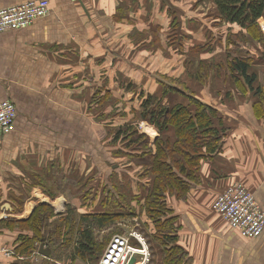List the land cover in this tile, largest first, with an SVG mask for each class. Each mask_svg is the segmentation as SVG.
<instances>
[{
  "label": "crops",
  "instance_id": "obj_1",
  "mask_svg": "<svg viewBox=\"0 0 264 264\" xmlns=\"http://www.w3.org/2000/svg\"><path fill=\"white\" fill-rule=\"evenodd\" d=\"M26 1L30 0H0V8ZM49 1L52 8L47 16L0 34V101L10 100L17 107L16 129L0 139V223L25 220L38 205L54 203L47 188L62 194L59 181L71 167L75 172L92 171L87 186L90 181L94 186L104 125L93 113L111 108L109 97L130 108L134 97L131 92L126 95L127 82L161 97L163 104L187 105L189 100L182 94L164 93L162 83L170 82L166 78L181 79L218 109L215 122L224 129V144L219 153L201 163L198 180L184 198H169L178 244L191 258L189 264H264V232L257 238L243 237L213 207L220 192L242 183L255 193L264 210V105L254 91L234 87L225 70L224 90L207 88L192 70L195 54L189 55V48L203 43L194 39L202 37L205 25L214 20V0ZM202 4H210V10ZM169 10L181 13L188 39L166 42L168 27L175 32ZM259 22L264 25V17ZM223 23L227 29L229 23ZM236 45V51L224 45V65L232 52L251 55L249 71L257 75L254 86L264 84L263 44L252 39ZM109 64L116 71H102ZM101 94L105 99L101 100ZM145 123L155 129L154 135L143 130ZM140 126L151 137L155 151L158 128L148 121H140ZM78 188L87 190L82 185ZM10 259L19 261L10 257L4 263Z\"/></svg>",
  "mask_w": 264,
  "mask_h": 264
},
{
  "label": "trees",
  "instance_id": "obj_2",
  "mask_svg": "<svg viewBox=\"0 0 264 264\" xmlns=\"http://www.w3.org/2000/svg\"><path fill=\"white\" fill-rule=\"evenodd\" d=\"M214 2L217 13H215L214 20L209 24L210 27L216 28L218 25L220 27L223 22H227L229 23V31L224 32V37L219 35V37H212L210 35L206 43L194 44L193 47L189 48V55H197L206 51L214 52L216 48H224L225 44L232 46H227L231 48L230 50L236 51L238 49L236 42L246 43L252 39L264 46V31L259 22L264 17V0H214ZM169 11L171 12V10ZM181 16L180 12L178 14V11H174L171 26L174 28L176 25L182 27ZM198 19L197 23H200ZM181 37L188 39L187 34H182V29L179 30L177 36L173 32L169 42H175L177 38L181 40ZM253 60L254 57L251 55L246 57L230 55L227 66L207 65V61L202 60L197 78L204 84L210 78L212 71L218 72L220 68H223L230 73L228 79L234 87L246 92L248 90L249 92L254 91V95L259 98L258 102L264 105V84L258 87L254 86L257 75L249 71ZM172 81L176 84L181 82L180 79H173ZM127 83L128 87L132 88L133 82ZM162 84L165 94L171 91L178 92L188 98L189 103L187 105L181 103L166 105L163 104L161 97L140 88L142 91L140 90L139 95L142 102L138 114L142 120L156 126L159 131V136L155 140V151L150 145L149 136L142 132L139 133L138 128L133 124L110 128V137L115 144L127 140L126 145H123V149L127 152L117 151L115 154L125 156L124 158L127 157L130 161L134 158H150V161L145 163L132 161L136 171L140 172L137 179L145 185L146 195L139 203L140 208L151 221L148 225L152 229L153 239L157 244L164 246V248L162 247L163 264H189L191 258L178 244L175 210L170 206L169 198L173 195L184 198L192 189L198 180L197 171L200 169L201 163L222 150L224 129H221L215 122L219 113L218 109L198 98L192 90L187 88L185 83L184 85L177 84L182 87L169 85L165 81ZM133 92L136 94V88ZM102 97L104 96L101 94V100L105 99ZM256 110L259 108L256 107ZM116 174V172L113 173L112 183L117 180ZM84 186H87V182ZM92 192L94 193L95 190L92 189ZM98 198L99 196L92 195L94 203ZM101 206L104 208L102 212L94 211L82 214H77L70 208L64 215L60 213L61 219L57 222L52 220L56 217L53 208L49 204H40L29 218L21 221H3L1 224L18 222L29 225V230L33 232V236L21 237L19 235L18 240L20 242L17 240L15 242L14 250L20 255L30 256L37 250L35 242L39 240L42 244L52 246L50 256H43L49 260L53 257V251L56 248L53 241L58 240L60 233L66 232L74 236L73 242H71V238L69 239V243L73 244V249L71 256L67 258L95 261L102 256L110 236V234L107 235L106 241H103L97 237V231L105 228L117 231V220L128 217L117 211V208L120 207L119 197L113 192L109 194L108 199L101 201Z\"/></svg>",
  "mask_w": 264,
  "mask_h": 264
},
{
  "label": "rangeland",
  "instance_id": "obj_3",
  "mask_svg": "<svg viewBox=\"0 0 264 264\" xmlns=\"http://www.w3.org/2000/svg\"><path fill=\"white\" fill-rule=\"evenodd\" d=\"M203 1L204 0H200V2H203ZM134 3H136V0H133V4ZM202 5L204 6L206 11L210 10V7H211L210 4H202ZM213 16L214 15H208V17H210V21L213 20ZM132 17L133 18L136 17L135 11L133 12ZM198 20L199 22L201 21L200 19ZM261 27L264 31L263 24L261 25ZM143 28H144V25H140V29H143ZM174 29H175L176 36L177 34H179L180 29H182V34H187L186 32H188L181 26H177V25L175 26ZM235 29L237 30V27ZM235 29H232V30H235ZM226 31H229V29L228 28L226 29V27L224 26V23H222L220 27L218 25V27L216 28L210 27V25H208L204 28V35L200 38H195L194 40L196 41L195 43H198V42L206 43L210 35L212 37H217L218 35L220 37L222 36L224 37V32ZM172 34L173 32L170 31V28L168 27L167 32H166V38H165L168 44L171 43L169 42V40L172 37ZM200 54H202L203 57H200L198 56L199 54H197L194 56L193 61L191 63L193 64L192 70L196 71V74H198L199 68H201L200 62H202V60H206L207 65H213L214 63H217L218 65H222V66L224 65V48H222V50H220L218 54H216V52L212 54L207 51L202 52ZM231 54L234 55L235 52H232ZM103 70H108L112 72L116 71L115 66L113 64H109L106 68L102 67V71ZM169 81H170L168 82L169 85L174 83L172 80H169ZM165 82L167 83V81ZM132 84H133L132 88L128 87V83H126L125 85V87L127 88L126 95L132 93V96L134 97L133 104L132 106H130V108H127V106H121L120 102L116 103L118 99L115 100L112 97H109L108 101L111 103L110 105L112 106L111 108H106V111L104 109H101L100 111L95 110L94 113L92 111H89L91 115L92 113L94 114L95 120L99 121L102 125H104V127H102L101 148H100L101 151H100V156L98 157V160L100 163V172L98 176V181L95 179L94 186L92 185V181H90V183H88V186H86L87 187L86 188L84 185L87 181L92 179V171L89 172V170L87 171V168H86L83 172H80V171L75 172V169L71 167L68 172L67 177H65L64 175L60 178L59 186L64 191L62 194H58V190L55 192L54 190L47 188L48 193L51 194L52 197H54L53 199L55 202L61 199V202L60 201H58L57 203L54 202L50 204L49 206L53 208L54 213L56 215V217L53 218L52 220L59 222L61 219L60 213L64 215L70 208L73 209L77 214L89 213V212H94V211H97V212L104 211V208L101 206V201L108 199L109 194L113 192L116 196L119 197L120 207L117 208V211L122 212L128 217H123L117 220L116 222V226L118 229L117 231H114L115 229H109V228H105L100 231H97L96 233L97 237H99L103 241H106V237H108L107 235L110 234L109 239L107 241L108 244H106L107 246L105 247V250L108 247L109 242L112 240L111 238L115 234L132 233V234L139 236L140 238L142 237L143 239H145L148 245L149 251L151 252V257H150V261L147 264H161V262L163 261V256H164V254L162 253V247L164 248V246L157 244L155 240L153 239L152 229L148 225L151 223V221L148 220L147 215L140 208L139 203L145 198L144 196L146 195L145 185L141 184L139 179H137V176L139 175L140 172L136 171L135 165H132L134 164L132 163V161L133 162L136 161L139 163H145V162H149L150 158L148 157H145L143 159L134 158L130 161L127 157L124 158L125 156H120L119 154H115V152L117 151L121 153L127 152L123 149L124 148L123 145H126L127 140L119 144H115L109 140L110 128H113V127H110V125H114V128L118 127V124L122 120L126 121L124 122V125L133 124V126H136L138 128L139 133L142 132L140 121L141 122L146 121V120H142L141 116H139L138 114L140 111L139 106L141 107L140 104L142 102V99L139 95L142 87H139V85L135 84L134 82ZM177 84L184 85V81L181 80V82L179 81L177 82ZM185 85L187 86L186 83ZM204 85H206L207 88H211V90H215L217 88H222V90H224V69L220 68L218 72L217 71L213 72L210 78L208 79V81L204 83ZM177 87H182V86L177 85ZM135 88H136V94H134L133 92ZM187 88H189L190 90L192 89L188 86ZM126 95H123V96H126ZM103 96L105 97L106 95H103ZM171 102L172 101H170V103ZM121 108L123 109L121 110ZM136 109L138 110L136 111ZM115 123H117V125H115ZM144 127H143L144 128L143 130H145L146 132L150 133L151 135L155 134V129H153L151 125L145 123ZM149 138L151 139L150 136ZM151 143H152V140H151ZM115 172L117 173L116 174L117 180L114 181L115 182L114 184V182L112 183L111 178L113 176V173L115 174ZM81 185H82L81 189H84V188L88 189L91 186L93 187L90 188L89 190L82 191L80 190V188H78ZM142 187L143 189L141 190ZM92 189L95 190L94 193L92 192ZM109 189L111 191L110 193H109ZM94 194L97 197L99 196V198L97 199L95 203H94V200L92 199V195ZM56 195L60 198H58ZM90 200H91V203L89 202ZM68 201H70V203ZM29 229L30 228L28 224H20L18 222H11L7 224L0 223V237L2 236L1 234L3 233V236L5 238L4 242L0 240V250L2 248H7V247L9 249H14L16 240L20 242V240H18L19 235L21 237L33 236V232ZM73 237H74L73 235H70L66 232L60 233L58 240L53 241L56 248H54L53 257L49 260L45 259L42 254L38 253V250L42 244V242L38 240L35 242V246L37 247L36 248L37 250L35 252H33L30 256L22 255V256H25L23 260L14 261L13 259H10L9 261L11 262L9 264H17V263L18 264H56L54 262V260L56 259L60 261H64L65 264H98L101 257L99 259H96L95 261H86V260H82L79 258H76L75 260H71L70 258H67V257H70L72 253L73 244L69 243V239L71 238V242H73ZM47 238L49 239V237ZM133 243H137V240L135 238H133ZM31 261H33L34 263Z\"/></svg>",
  "mask_w": 264,
  "mask_h": 264
},
{
  "label": "built area",
  "instance_id": "obj_4",
  "mask_svg": "<svg viewBox=\"0 0 264 264\" xmlns=\"http://www.w3.org/2000/svg\"><path fill=\"white\" fill-rule=\"evenodd\" d=\"M51 8L49 0H30L0 8V34L28 26L47 16ZM16 116L17 107L12 101H0V139L16 129ZM213 207L224 218L226 225L239 231L243 237L257 238L264 232V210L255 193L242 183L232 184L220 192ZM133 238L137 243H133ZM10 257L17 260L25 258L13 249L0 250V264H5L4 259ZM133 257L137 259L134 264L150 261L151 252L145 239L132 233H119L112 237L98 264H129Z\"/></svg>",
  "mask_w": 264,
  "mask_h": 264
},
{
  "label": "water",
  "instance_id": "obj_5",
  "mask_svg": "<svg viewBox=\"0 0 264 264\" xmlns=\"http://www.w3.org/2000/svg\"><path fill=\"white\" fill-rule=\"evenodd\" d=\"M261 57L264 58V53ZM51 251H52L51 245L46 246L45 244H42L40 246V249H39V253L45 257H49L51 254ZM136 261H137L136 257H133V258H131L129 264H134V263H136Z\"/></svg>",
  "mask_w": 264,
  "mask_h": 264
}]
</instances>
